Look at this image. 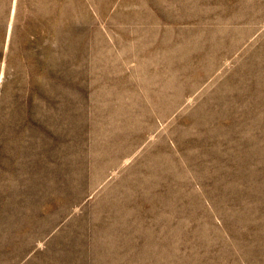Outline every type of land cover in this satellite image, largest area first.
Wrapping results in <instances>:
<instances>
[{"label":"rangeland","instance_id":"obj_1","mask_svg":"<svg viewBox=\"0 0 264 264\" xmlns=\"http://www.w3.org/2000/svg\"><path fill=\"white\" fill-rule=\"evenodd\" d=\"M0 264H264V0H0Z\"/></svg>","mask_w":264,"mask_h":264}]
</instances>
